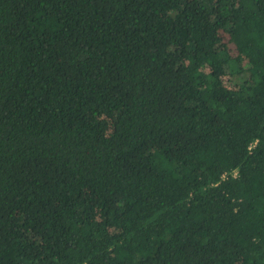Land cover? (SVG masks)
I'll return each mask as SVG.
<instances>
[{"label":"trees","instance_id":"obj_1","mask_svg":"<svg viewBox=\"0 0 264 264\" xmlns=\"http://www.w3.org/2000/svg\"><path fill=\"white\" fill-rule=\"evenodd\" d=\"M0 264H264V0H0Z\"/></svg>","mask_w":264,"mask_h":264}]
</instances>
